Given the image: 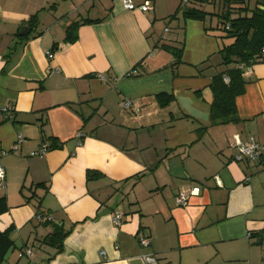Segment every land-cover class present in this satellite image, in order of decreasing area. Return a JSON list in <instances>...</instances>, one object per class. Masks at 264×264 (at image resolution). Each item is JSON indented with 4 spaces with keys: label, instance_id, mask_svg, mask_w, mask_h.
Listing matches in <instances>:
<instances>
[{
    "label": "crops",
    "instance_id": "obj_1",
    "mask_svg": "<svg viewBox=\"0 0 264 264\" xmlns=\"http://www.w3.org/2000/svg\"><path fill=\"white\" fill-rule=\"evenodd\" d=\"M133 1L148 9L0 0V231L13 241L2 264H264V167L233 158L237 138L264 143V61L243 69L238 120L210 122L231 42L218 27L261 0L189 3L203 20L185 18L180 0ZM43 142L53 146L31 156ZM55 225L69 232L61 247L47 238Z\"/></svg>",
    "mask_w": 264,
    "mask_h": 264
},
{
    "label": "trees",
    "instance_id": "obj_2",
    "mask_svg": "<svg viewBox=\"0 0 264 264\" xmlns=\"http://www.w3.org/2000/svg\"><path fill=\"white\" fill-rule=\"evenodd\" d=\"M199 0H191L188 3L181 2L180 9L185 18L203 20L208 14L206 11L198 9V7L189 6V3L198 2ZM232 2L234 0H226ZM262 6V8H260ZM222 27H218L222 31L223 39L231 40L220 49L222 63L227 67L225 72L216 75L211 83V89L214 94L210 108V122L212 124H224L237 121V109L235 99L242 94L245 86L243 77V69L238 68L239 64L248 67L253 63L262 61L264 56V0H261L256 7L251 10L250 14L231 19L224 16ZM92 20H86L91 22ZM98 21V20H96ZM230 23L229 29L225 24ZM85 23V22H84ZM81 22H74L67 27L66 39L73 42L77 39V29ZM168 50L175 56L174 64L180 60L182 48L169 47ZM229 77V82L223 80V76ZM169 95H158V101L161 105L167 103ZM167 98L166 101H163ZM50 148L53 145H49ZM98 173L92 170L87 172L88 178L97 176ZM8 210V204L5 197H0V215ZM42 214V213H41ZM12 228L0 231V264L8 250L12 247L13 241L10 238ZM69 232L64 231L60 226L55 225V230L50 233L47 238L51 243H59L61 247L62 241Z\"/></svg>",
    "mask_w": 264,
    "mask_h": 264
},
{
    "label": "built area",
    "instance_id": "obj_3",
    "mask_svg": "<svg viewBox=\"0 0 264 264\" xmlns=\"http://www.w3.org/2000/svg\"><path fill=\"white\" fill-rule=\"evenodd\" d=\"M183 3H188L191 0H180ZM123 6L126 10H135V9H140L142 11H146L148 9L146 4L140 5V6H136L133 0H123ZM226 29H229L230 27V23H226L225 24ZM53 54L51 52H48V57L52 58ZM262 61H264V56H262ZM238 68L240 69H244V65L239 64ZM223 80L225 82H229V77L227 75L223 76ZM132 105V102L130 100H124L122 102V106L124 108H129ZM2 112L5 114V116L8 117L9 115V111L10 108L8 107H4L1 109ZM82 134H80L81 136ZM22 142V137L19 136L16 140V142L14 143V145L12 146L13 150H16L18 148L19 143ZM237 147H238V151L234 154L233 158L236 161H242V160H252V161H258L262 167H264V143H260L258 142L255 138L251 137L249 140L247 141H241L240 139L237 138ZM50 149V146L48 143L43 142L40 144V146L38 147V149L32 151L30 153L31 156H38V157H43L48 150ZM6 151L2 152L0 154L1 155H5ZM5 169L3 167V165L0 163V180H3L5 178ZM199 192V188H194L192 190V193H198ZM176 201L179 205H186L187 204V197L184 194H179L176 197ZM122 217L123 214L121 212H116L114 214V216L112 217V221L115 225H120L121 221H122ZM36 219L39 222H43V221H52V217L48 214H37L36 215ZM140 243L142 245H146L147 244V240L146 239H140ZM32 256V251L28 248L24 249V251L19 253V256ZM144 260L146 261L147 264H154L155 263V259L150 256V255H144L143 256Z\"/></svg>",
    "mask_w": 264,
    "mask_h": 264
},
{
    "label": "rangeland",
    "instance_id": "obj_4",
    "mask_svg": "<svg viewBox=\"0 0 264 264\" xmlns=\"http://www.w3.org/2000/svg\"><path fill=\"white\" fill-rule=\"evenodd\" d=\"M15 253H17V250H15Z\"/></svg>",
    "mask_w": 264,
    "mask_h": 264
}]
</instances>
